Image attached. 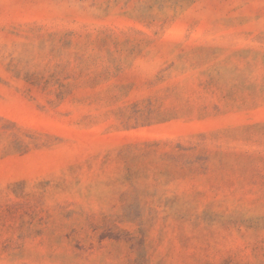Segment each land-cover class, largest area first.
Returning <instances> with one entry per match:
<instances>
[{
  "label": "rangeland",
  "instance_id": "374dc122",
  "mask_svg": "<svg viewBox=\"0 0 264 264\" xmlns=\"http://www.w3.org/2000/svg\"><path fill=\"white\" fill-rule=\"evenodd\" d=\"M0 264H264V0H0Z\"/></svg>",
  "mask_w": 264,
  "mask_h": 264
}]
</instances>
